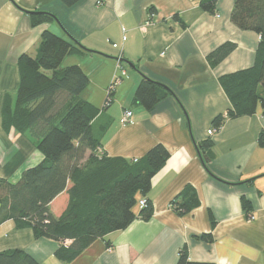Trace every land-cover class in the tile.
Returning a JSON list of instances; mask_svg holds the SVG:
<instances>
[{
  "label": "crops",
  "instance_id": "obj_1",
  "mask_svg": "<svg viewBox=\"0 0 264 264\" xmlns=\"http://www.w3.org/2000/svg\"><path fill=\"white\" fill-rule=\"evenodd\" d=\"M233 8L234 0H218L214 14L203 11L199 0H82L71 8L59 0H0V178L16 182L44 158L28 135L4 130L2 112L6 96L13 103L17 97L19 58L35 55L45 30L93 51L68 55L63 67L79 65L90 78L81 96L102 110L93 122L98 130L107 126L101 153L138 161L162 144L170 154L148 195L138 197L152 202L150 221L138 218L64 263L54 256L57 242L35 239L32 230L17 229L9 220L0 225V252L20 249L40 264H177L186 246L192 262L264 264L261 105L254 115L228 119L208 134L215 129L214 119L232 107L220 78L252 67L261 40L232 22ZM30 11L53 13L59 22L34 27ZM226 43L234 49L211 66L209 55ZM123 71L112 103L104 109L108 89ZM143 75L173 92L152 112L134 101ZM126 111L132 116L123 123ZM207 140L209 171L198 150ZM188 185L196 190L200 206L179 216L172 202ZM242 197L251 202L250 213L243 209ZM67 201L62 194L52 203L56 216ZM140 210L138 204L135 213ZM205 234L212 240H204Z\"/></svg>",
  "mask_w": 264,
  "mask_h": 264
},
{
  "label": "trees",
  "instance_id": "obj_2",
  "mask_svg": "<svg viewBox=\"0 0 264 264\" xmlns=\"http://www.w3.org/2000/svg\"><path fill=\"white\" fill-rule=\"evenodd\" d=\"M59 1L71 8L82 0ZM217 1L199 0V6L214 14ZM28 14L34 27L57 20L50 12ZM231 20L239 29L259 34L261 40L252 67L219 80L232 107L214 119L216 131L228 119L254 115L259 105L264 112V0H234ZM234 47L226 43L210 54L211 66H216ZM91 52L76 40H66L45 30L35 55L24 54L19 58L17 97L13 103L7 95L2 112L4 130L28 135L44 158L25 170L16 182L0 178V225L13 220L17 229L32 230L35 239L57 242L54 256L64 263L77 259L96 239L125 230L138 218L151 220L154 207L150 200H146L138 215L135 213L138 197L148 195L153 177L170 156L162 144L154 146L138 161L100 152L107 126L98 130L93 122L102 110L81 96L90 78L79 65L63 67L68 55ZM112 95L113 91L109 92L104 109L112 103ZM171 95L173 92L167 86L143 75L134 101L152 112ZM259 145L264 148V132L260 134ZM210 148L209 140L198 144L199 152L206 157ZM203 164L209 171L207 161ZM62 194L68 196V203L62 214L56 216L52 203ZM241 204L250 213L252 204L246 197L241 198ZM199 206L196 190L189 185L172 202L179 216ZM210 220L215 225L211 212ZM203 239L209 242L212 236L205 234ZM0 264L40 263L23 250L11 249L0 252ZM177 264L212 263L190 261L185 246Z\"/></svg>",
  "mask_w": 264,
  "mask_h": 264
},
{
  "label": "built area",
  "instance_id": "obj_3",
  "mask_svg": "<svg viewBox=\"0 0 264 264\" xmlns=\"http://www.w3.org/2000/svg\"><path fill=\"white\" fill-rule=\"evenodd\" d=\"M151 17H153V14L151 15ZM151 23H152L151 21H148V25H150ZM123 76H125V72H124V71L122 72L121 76H115V77H114L113 83H112V85L110 86V89H109V91H108V94H109V92H111V91L114 90L115 86L119 84V82H120V80H121V77H123ZM106 104H107V103H106ZM131 116H132V112H131V111H126V112L124 113V116H123V123H128V122H130V118H131ZM215 132H216V129H211V130L208 131V134H209V135H212V134L215 133ZM146 203H147L146 199H142V200H140V201H139V207H140L141 209H143V208L146 206ZM249 219H250V220L253 219V216L250 215V216H249Z\"/></svg>",
  "mask_w": 264,
  "mask_h": 264
},
{
  "label": "water",
  "instance_id": "obj_4",
  "mask_svg": "<svg viewBox=\"0 0 264 264\" xmlns=\"http://www.w3.org/2000/svg\"><path fill=\"white\" fill-rule=\"evenodd\" d=\"M57 22H59V20H58V18H57V20H56ZM129 64H130V62H129ZM133 68H135L136 69V67L135 66H133L132 64H130ZM200 153V156H201V158H202V160H203V162H205L208 158L207 157H205L204 156V154L203 153H201V152H199Z\"/></svg>",
  "mask_w": 264,
  "mask_h": 264
},
{
  "label": "rangeland",
  "instance_id": "obj_5",
  "mask_svg": "<svg viewBox=\"0 0 264 264\" xmlns=\"http://www.w3.org/2000/svg\"><path fill=\"white\" fill-rule=\"evenodd\" d=\"M64 66V65H63Z\"/></svg>",
  "mask_w": 264,
  "mask_h": 264
}]
</instances>
